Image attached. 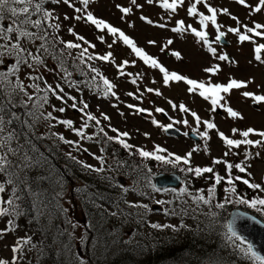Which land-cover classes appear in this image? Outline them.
I'll return each mask as SVG.
<instances>
[{
    "label": "snow or ice",
    "instance_id": "6c2138e0",
    "mask_svg": "<svg viewBox=\"0 0 264 264\" xmlns=\"http://www.w3.org/2000/svg\"><path fill=\"white\" fill-rule=\"evenodd\" d=\"M99 3L100 0H0V220L7 217L4 227L0 228V264H31L28 253L38 247L33 235L27 232L23 236L15 234L20 228L19 218L26 215L22 203L25 195L32 198V207L36 210L29 222H38V217H48L50 222L51 202L45 203L43 194L33 190L29 175L33 169H41L47 164L43 154L38 153L36 139H54L67 146L65 157L85 172L99 175L126 168L134 174L132 185L118 184L123 195L113 203L114 210L110 211L95 199L91 201L102 217L138 216L143 222V213L134 210L152 212L156 209L143 199H127L128 194L137 193L141 198L153 199L152 194L171 193L170 199L156 198L155 204L168 206L163 209L165 215L180 217L178 226L150 223L152 229H188L190 225L184 223L183 218L191 217L199 220L202 230L217 232L223 229L219 234L225 248L242 257L241 264L244 261L264 264V253L238 229V222L246 218L256 223L264 224V221L237 211L222 223L225 218L221 214L227 205H243L264 217V195H261L264 194V177L257 181L252 171V162L261 157L260 151L253 150L264 149V128L233 126L226 132L220 129L214 115L222 110L226 118L243 121L242 103L251 101L256 106L264 105V74L257 83L255 75L225 73V67L238 68L239 61L222 48L231 34L236 38L238 51L245 44L253 46V57L247 61L249 65H264V0H224L223 3L215 0H123L118 3L111 0L120 14L119 17L115 13L111 15L120 24L98 15L96 5ZM233 5L243 9V14L233 11ZM146 7H158L161 11L153 15L145 11ZM181 12L183 16H180ZM224 20L232 23L227 24ZM81 26L91 30V37L78 30ZM129 30L138 34L134 36ZM189 35L196 51L207 57L206 62L199 63L202 77L193 78L180 70H170L161 60L163 55L183 62L185 56L176 44L178 40L187 43ZM98 45H106V48ZM121 45L127 49V56H121ZM153 48L157 51L152 52ZM141 65L148 71H157L164 88L173 84L185 85L189 96L198 97L209 106L208 118L185 102L177 103L170 98L167 104L173 112L181 114L179 119L169 115L164 107L141 106L145 94L164 95L160 87H155L158 83L155 76L149 81L147 72L140 71ZM128 68L137 71H126ZM110 69L115 70L113 78L107 74ZM74 74L80 78H74ZM117 81L135 86L134 91L124 94L140 103L122 101ZM143 81L152 86L141 87ZM66 88L76 91L80 98ZM84 89L93 92L97 98L114 99L116 103L111 107L125 120L127 116L120 110L121 104L129 110L128 115L148 119L164 133L173 129L180 132L176 126L181 125L203 144H194L183 154L155 141L150 150L134 144L130 142L133 133L114 126L110 114L99 111L97 115L91 110L90 104L82 98ZM53 99L60 103L59 107L52 103ZM69 108L80 114L78 126L76 121L63 116ZM155 114H162L169 122H161ZM58 126H63L76 139L56 131ZM189 131H183L182 135L188 137ZM212 133L222 142L223 151L219 157L211 155ZM143 136L151 139L147 131ZM89 143L98 146L95 152L85 146ZM121 150L128 157L139 160L124 159ZM200 152L210 157L209 164L194 160V153ZM82 154L97 161L99 166L80 159ZM153 163L183 173L184 186L169 188L154 183L157 173L150 166ZM198 179L206 181L205 187L192 189L193 181ZM240 184L251 190L252 195L242 193ZM144 188L150 191H143ZM76 191L87 194L86 188ZM62 198L61 186L55 199ZM69 223L73 229L78 226L72 221ZM10 234L12 240L7 243ZM71 235L68 233L69 237ZM65 247L71 251L70 245ZM5 251H10L11 255L4 256Z\"/></svg>",
    "mask_w": 264,
    "mask_h": 264
},
{
    "label": "rangeland",
    "instance_id": "374dc122",
    "mask_svg": "<svg viewBox=\"0 0 264 264\" xmlns=\"http://www.w3.org/2000/svg\"><path fill=\"white\" fill-rule=\"evenodd\" d=\"M116 2H118V3L123 2V0H116ZM215 2L223 3L224 0H215ZM96 9H97L98 15L103 16L106 19L113 20L114 23L120 24V21L118 19H114L113 16L111 15L112 13H115L116 17H119V15H120L119 12H117L116 9L112 6L111 0H100V3L98 5H96ZM145 11L150 12L151 14L154 15L155 13L160 12L161 9H159L158 7H153V8L146 7ZM233 11H240L243 14V9H238L235 7V5H233ZM138 14L139 13H137V15ZM183 15H184V13L181 12L180 16H183ZM242 18H243V16H242ZM189 19H191V18H189ZM221 19H223V18H221ZM224 22L227 24L232 23L230 20H224ZM137 24L139 26L138 21H137ZM121 26H123V25H121ZM78 30L87 32L89 37H91V30L90 29H86V28H83V26H81V28ZM129 31L132 32V34L134 36L138 34L133 30H129ZM149 31H152V30L150 29ZM66 38H71V37H66ZM225 41L228 43L229 46L228 47L222 46V48L224 50H227L231 54L232 57H234L236 60L239 61V67L238 68L237 67H225V69H224L225 73H233V74H236L237 76H239L241 74L244 76L255 75L257 78V83H259L260 79H261V75L264 74V65L253 67L252 65H249L247 63V61L251 60L253 57V52H252L253 46L251 44H245L243 46L242 50L238 51L237 50L238 46L236 44V38L231 34H229L226 37ZM140 42L143 43V40L141 39ZM99 47L106 48V45L105 46H99ZM176 48L182 50L183 55L185 56L184 61L179 62V61H176L172 57L161 55V60L166 64V66L170 70H180L182 74H189L193 78L202 77L203 73H201L199 70V63L201 61L206 62L207 57L205 56V54L203 52H197L196 51L195 45L193 43V38L191 37V35L188 36L187 43H182L181 41L178 40L177 44H176ZM151 51L156 52L157 50L155 48H153V49H151ZM120 52H121L122 57L127 56V49H125L122 45L120 46ZM129 58H134V57H129ZM255 63L256 62L253 61V64H255ZM126 71L135 72V71H137V69L136 68H128V69H126ZM140 71L147 72V78L149 81L153 76H155V78L158 81V83H157V85H155V87H160L161 91L164 94L163 97H156V96L151 95V94H145L144 102H143V104H141V106L148 107V108H154L156 106L164 107L166 109V111L169 112V115H172L175 118L179 119V118H181V114H179L178 112H173L171 110L170 106L167 104V99L170 98V99H173L177 103H179L180 101L185 102L193 110L198 111L204 118H208L207 109L209 106L206 104V102L202 101L200 98L189 96L186 93V86L185 85H183L182 83L181 84H173L170 88H164L162 83L159 82L161 78H160V75L157 71H155V70L148 71L146 66H143V65H141ZM107 74L109 75L110 78H113L114 74H115V70L110 69ZM77 77L78 76H76L74 74V78H77ZM49 79L51 82V77H49ZM117 83H120V82L117 81ZM145 85L152 86L150 83H147V81L141 82V87H144ZM134 89H135V86L131 85L128 82H124V83H120V87L117 91L121 95V100L124 101L125 103H140L139 101L133 100L132 98H130L124 94L126 91H134ZM66 91H71L72 95L78 96L77 92L74 90H70V89L66 88ZM238 95L239 94L236 93V96H238ZM79 98L80 97L78 96V99ZM82 98L90 104V108L95 114L99 115V111L107 112L108 114H110L112 116V123L114 126L118 127L121 131L128 130L131 133H133V139L130 142L137 144V145H140V146H145L149 150L152 147L153 141H155L156 143H161L164 146L168 147L170 150L177 151L180 154H183L186 150H188L194 144H198L196 142L191 141V139H189L188 137H184V136L180 137V138L167 137L162 130L156 129L154 126H152L148 119H144L140 116L128 115L129 110L127 108H125L123 104L120 105V110L125 112L127 119L125 120L124 118H121L117 114L116 109L111 107V104L116 103V101L112 98H108V99L97 98V96L94 95L93 92L89 91L88 89H84ZM52 103L56 104L57 107L60 106V103L58 101H56L55 99L52 100ZM70 103H71V101H69V104ZM98 106H99V110H98ZM240 107H242L244 109L243 114L245 116V119L243 121H238V120L232 121V120L226 118V114H224L222 112V110H218L220 112V114H214L216 117V121L218 123V126L220 127L221 130L227 132L228 129L230 127H233V126L239 127L241 129H244L248 126H256L258 128H264V105L256 106V105L252 104L251 101H247L245 103H242L240 105ZM55 114L61 115L59 113H55ZM155 115H156V118L158 120H160L161 122H163V123L169 122L167 120V117L163 116L162 114H155ZM63 116L73 119L74 121L77 122V126L79 125L80 114L78 112L69 108L68 111L65 114H63ZM188 118L191 120V117H188ZM176 127L180 128V133H182L183 131H189L188 129L184 128L181 125H177ZM137 129H139L138 132L136 131ZM56 131L64 132L65 136L70 138V139H76V137L71 135L70 132L65 131L63 126H58ZM145 131H147L151 134V139L145 138L143 136V133ZM109 134L111 135L112 133H109ZM189 134H191L190 131H189ZM212 136H213V139L209 142L211 155L219 157L222 155V151H223L222 142L216 137L215 133H212ZM251 138L255 139L256 137H251ZM197 139H199V138L197 137ZM51 141H55L58 144L57 147L63 154L66 151H68V147L61 144L58 140L51 139ZM199 141H200L199 144H203V142L200 139H199ZM85 146L90 147L91 151H93V152H95L97 150V147H98L97 145H94L91 143L86 144ZM113 147H116V146H113ZM255 151L261 152V157L257 158L255 161L252 162L253 163L252 171L256 177V180L259 181L262 177H264V149H254L253 152H255ZM74 155H76V153H74ZM120 155H121V157H123L126 160H133V159L139 160L138 157H136V158L128 157L126 155V153L123 152V150L120 151ZM79 158L85 160L87 163L99 166L98 162L95 161L94 159H92L91 157H89L87 154H82V155H80ZM194 160L197 163H201V164H209L210 163V157L205 156L203 152H200L198 154L194 153ZM109 162L111 163V161H109ZM150 166H152L153 171L155 173H157L156 176H158L159 174L171 173V172H162V170H167V169L173 170L170 166L162 167V166L156 165L155 163H153ZM219 170L223 174V167L222 166L219 167ZM128 172L124 168H121V169L116 168L115 170L106 171L105 173H102L99 175H101L100 177H102V179L106 182L107 185H110L111 180L114 182H118V180H120V179L124 180V185H132L133 178L131 175H129ZM86 174H88V173L83 171L82 175L85 176ZM95 175L99 176L98 174H95ZM176 175H177V173H176ZM177 176L180 179H182L183 173L179 172V174ZM104 177H109V178L106 179ZM77 178H79V177H77ZM200 180L201 179L194 180V181L199 182ZM81 181H84L85 183L87 182V180L85 178ZM202 183L203 184L200 185L199 188L205 187L206 181L203 180ZM81 185L83 188L84 184H81ZM78 187H80V186H76L74 190H71V189L67 190V192L64 196V201H63V206H62L63 210H64V216H66V218L62 219V225L65 226V231L67 233L72 234L70 237V243L68 245H70L71 250H74L75 254H77L76 264H81V261H82V264H88V262H87L88 257H90L92 259L93 264H109V262L113 260L112 256L114 255V252H113V250L112 251L110 250V251H106V253H105L102 247L99 248L100 245H98V239L95 235L97 233V231L99 230V228H96V226H98L99 223L90 224V223L85 222L86 219L83 217L85 215L81 209V202L79 200L80 193L75 191L76 189H80ZM142 190L143 191H150V189H146V188H144ZM122 195H123V193H122ZM152 195L154 198L149 199L148 197L141 198L137 193H129L127 196V199H130V200L143 199V201L145 203H148L151 208L154 206H158L161 209L160 213H156L155 211H154V213H153V211L152 212H145L143 209L134 210V211H139V212L143 213V216L145 217L144 222H141L140 218L137 219L136 216H130L132 218L131 224L129 226H126L123 229L120 227L121 232H118L119 231L118 230V227H119L118 224H119V222L124 223V221H122L121 219L117 220V218H115V221H111L109 223V231H110V232L108 231L109 235L111 236L110 233L113 232V237L115 238V241L117 243H119L120 245L126 244V249L135 243L134 238L131 236V232L134 231L135 227H137L136 228V230H137L141 223H144V225H148V226L150 223H170V224H174L177 226L179 224V221L181 218L178 220V222H176V221L170 222V220L172 218H175V217L165 215L163 209L168 207L167 205H156L155 204L156 198L170 199L172 197V194L166 193V194H162V195L161 194H152ZM108 207H112V206H108ZM111 210H114V209L110 208V211ZM184 218H186L187 221L188 220L190 221V219H191V217H184ZM6 219H7V217H5L2 222H0V228L4 227V223H5ZM192 219H194V218H192ZM69 221H72L73 223L77 224L78 226L75 229H73L71 224L69 223ZM184 223H186L185 220H184ZM90 230L93 231V235H92V233L89 232ZM15 234L19 235V236L24 235L23 232H20L18 230ZM117 239H119L120 242ZM11 240H12V234H10L8 236L6 242L11 243ZM121 242L123 244H121ZM100 243H101V241H100ZM115 245H116L115 243H113V245H112L114 250H115ZM2 254L4 256H10L11 255L10 251H5ZM28 256H29V260H30L31 264H41V263L35 262L36 259L33 257V255L28 254ZM104 256H108L106 258V261H105Z\"/></svg>",
    "mask_w": 264,
    "mask_h": 264
},
{
    "label": "trees",
    "instance_id": "16d2710c",
    "mask_svg": "<svg viewBox=\"0 0 264 264\" xmlns=\"http://www.w3.org/2000/svg\"><path fill=\"white\" fill-rule=\"evenodd\" d=\"M34 143L38 153L43 154V157L46 158L47 164L41 169H33L29 175L33 190L43 194L45 203L51 202L49 207L51 212L50 222L48 217H38V222H29L36 215V210L32 207V198L25 195L22 203L26 215L19 218L20 228L18 231L23 232V234L27 232L33 235V240L38 247L28 254L33 255L36 259L35 262L41 264H76L77 254H75L74 250L68 251L65 247L70 243V237L65 231V226L62 225V219L66 218L62 206L67 190H74L76 186H80L78 188L87 189V194L77 191L80 193L79 200L85 215L83 216L86 219L85 222L90 224L99 223L96 226L99 230L95 234L98 239V245H100L99 248L102 247L105 253L110 250L114 252L113 260L109 264H241L243 258L238 254H234L231 249L225 248L223 238L219 234L223 229H219L217 232L202 230L203 226L199 223V220L192 218L190 221L184 218L190 228L180 229L179 231L171 229L156 230L141 223L137 230V227H135L134 231L131 232L135 243L126 249V244L120 245L115 241L113 232L110 233L111 236L109 235V223L115 221V218L124 221V223L119 222L118 224V232H121L120 227L123 229L129 226L132 218L123 216L102 217L91 202L95 199L97 203L103 204L105 208L110 210L112 207L108 206H112L114 202L119 201L122 197V190L118 187L119 182H114L110 179L111 183L107 185L100 177L101 175L97 176L95 175L96 173L92 172H87L88 174L83 176V170L80 166L67 159L58 149V144L55 141H51V139H36ZM126 170L127 172L129 171L128 169ZM162 172L179 174L176 169L162 170ZM128 173L134 178L133 173ZM40 177H48V179H39ZM84 178L87 180L86 183L81 181ZM183 179L184 177L182 176V182ZM57 181L62 183L58 184ZM202 182V179L199 182L193 181L191 188H199L203 184ZM81 184H84L83 188ZM61 186L63 198L57 200L55 199L56 193L61 191ZM239 190L242 193L252 195V191L242 184L239 185ZM101 197L103 198L102 200L100 199ZM217 197L218 199L220 198L219 191ZM5 198H7L6 194ZM57 204L59 207H56ZM236 208L264 221V217L253 209L243 205H227L226 209L222 210L221 213L225 218L222 223L227 222L231 210ZM136 218L139 219L138 216ZM179 219L180 217H175L170 222H178ZM200 219L202 220L203 217ZM3 220H0V222ZM89 232L93 235L92 230ZM113 243L116 244L115 250L112 247ZM121 244L123 243L121 242ZM104 257L106 261L108 256ZM87 262L88 264H93L90 257H88ZM244 264H250V262L244 261Z\"/></svg>",
    "mask_w": 264,
    "mask_h": 264
},
{
    "label": "water",
    "instance_id": "95a60500",
    "mask_svg": "<svg viewBox=\"0 0 264 264\" xmlns=\"http://www.w3.org/2000/svg\"><path fill=\"white\" fill-rule=\"evenodd\" d=\"M222 46L228 47V43L225 41L224 44ZM76 79H79V77H77ZM217 114H220V112L218 111ZM165 135L167 137H172V138H180L182 137V134L180 132H176L174 129L173 130H169L168 133H165ZM189 139H191L193 142L196 143H200L199 139H197V137H193L192 134H189L188 136ZM154 183L162 184L164 186H167L169 188H175V187H180L182 186V181L181 179L176 175V174H159L158 176H155ZM120 184H124V180L120 179L119 180ZM155 210L156 213H160L161 209L158 206H154L152 207ZM245 212L241 209H233L230 214L228 219L231 218V214L235 213V212ZM154 212V211H153ZM247 213V212H245ZM248 216H253L249 213H247ZM257 220H259L257 218ZM238 229L240 231L241 234H243L245 237L248 238L249 241H251L257 249H259L262 253H264V224L262 223H256L254 221H252L251 219H243L241 221L238 222Z\"/></svg>",
    "mask_w": 264,
    "mask_h": 264
}]
</instances>
